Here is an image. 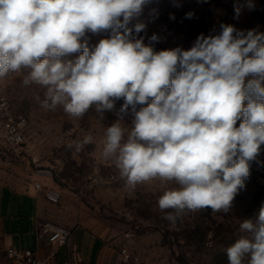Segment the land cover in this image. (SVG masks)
Here are the masks:
<instances>
[{"label": "clouds", "instance_id": "obj_1", "mask_svg": "<svg viewBox=\"0 0 264 264\" xmlns=\"http://www.w3.org/2000/svg\"><path fill=\"white\" fill-rule=\"evenodd\" d=\"M150 2L0 0V78L27 69L23 85L45 90L42 107L61 106L75 118L94 106L105 119L123 99L102 155L115 159L129 186L174 180L180 187L158 200L161 211L171 210L164 219L174 226L186 211H231L245 187L249 162L264 145V32L222 23L188 50L157 52L137 38L146 30L140 17ZM233 7L239 19L256 5L237 0ZM102 32L109 37L90 48L86 34ZM129 113L125 139L121 122ZM91 142L86 136L76 150ZM239 232L225 249L228 264H264V204L242 220Z\"/></svg>", "mask_w": 264, "mask_h": 264}, {"label": "rangeland", "instance_id": "obj_2", "mask_svg": "<svg viewBox=\"0 0 264 264\" xmlns=\"http://www.w3.org/2000/svg\"><path fill=\"white\" fill-rule=\"evenodd\" d=\"M236 2L178 0L180 7H175L173 0H151L140 17L147 24L146 30L137 38L144 37V43L159 52L176 47L188 50L199 34L218 32L222 23L264 32V0H254L255 9H245L239 19H234ZM152 9L157 10L155 17ZM186 13H192V18H186ZM170 14L175 19H170ZM154 33L159 42L150 41ZM109 35L87 33L85 38L92 48ZM27 73L21 69L0 78L13 111L26 115L30 123L27 146L19 157L0 142V188H23L40 181L44 195L50 189L59 190L61 200L47 204L45 220L67 228L70 236L73 231L90 236L96 243L95 252L110 258L107 264H228L225 249L241 235L240 223L254 218L264 204V145L256 160L249 162L245 187L236 195L231 211H186L173 226L164 219L171 210L161 211L158 200L165 191L180 186L160 177L129 186L115 159L102 155L106 128L117 119L123 99L115 102L113 111L104 113L105 119L94 106L83 117L75 118L61 106L55 110L42 107L45 90L36 84L23 85ZM144 106L137 105V110ZM131 119L129 113L121 122L125 139ZM86 136H91L92 142L77 151L76 142ZM37 171H47L51 177L39 178ZM6 249L0 225V264L12 262Z\"/></svg>", "mask_w": 264, "mask_h": 264}, {"label": "crops", "instance_id": "obj_3", "mask_svg": "<svg viewBox=\"0 0 264 264\" xmlns=\"http://www.w3.org/2000/svg\"><path fill=\"white\" fill-rule=\"evenodd\" d=\"M49 202L34 185L23 188L4 186L0 188V225L3 229L7 249L37 248L44 264H104L110 258L101 251L95 252L96 243L77 231L71 232L62 247L52 246L48 240L37 242L35 229L40 222H47L44 210ZM6 249V251H7ZM10 264H17L11 262Z\"/></svg>", "mask_w": 264, "mask_h": 264}, {"label": "built area", "instance_id": "obj_4", "mask_svg": "<svg viewBox=\"0 0 264 264\" xmlns=\"http://www.w3.org/2000/svg\"><path fill=\"white\" fill-rule=\"evenodd\" d=\"M29 120L26 115L15 113L11 107L10 100L0 86V142L14 155L19 157L27 146V135L29 131ZM35 176L39 178H50L47 171H37ZM37 191H44L42 182L34 183ZM45 197L51 204H57L61 200V192L50 189ZM70 237V231L62 226L50 222H40L35 229L37 242L48 240L52 246H64ZM9 260L17 264H44L38 255L37 248L20 249L13 245L6 251Z\"/></svg>", "mask_w": 264, "mask_h": 264}]
</instances>
